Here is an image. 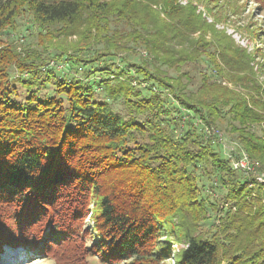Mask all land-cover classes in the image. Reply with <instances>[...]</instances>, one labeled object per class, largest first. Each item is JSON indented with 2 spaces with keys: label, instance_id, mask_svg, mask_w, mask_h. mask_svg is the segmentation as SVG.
I'll return each mask as SVG.
<instances>
[{
  "label": "trees",
  "instance_id": "obj_1",
  "mask_svg": "<svg viewBox=\"0 0 264 264\" xmlns=\"http://www.w3.org/2000/svg\"><path fill=\"white\" fill-rule=\"evenodd\" d=\"M24 14L38 42L18 53L3 33ZM255 58L192 0H0V251L53 264H264V183L205 133L227 118L264 174ZM200 63L207 73L188 91L181 68ZM135 81L151 82L147 97ZM199 167L222 192L216 204L201 196ZM209 208L219 215L203 231Z\"/></svg>",
  "mask_w": 264,
  "mask_h": 264
},
{
  "label": "rangeland",
  "instance_id": "obj_2",
  "mask_svg": "<svg viewBox=\"0 0 264 264\" xmlns=\"http://www.w3.org/2000/svg\"><path fill=\"white\" fill-rule=\"evenodd\" d=\"M189 1L190 0H178V3H180L181 5H185ZM192 4L208 23H214L215 28L217 30H223L228 36L233 39L234 43L237 46L247 50L249 53L255 54V61L258 64V66H255V70L257 69L256 71L258 79L264 82V12L259 13L256 10V6L249 0H211L210 3H197L196 0H192ZM229 9H235L234 17L230 16ZM216 19H218L217 22H215ZM3 38L8 43L12 42V45L16 46L18 53H23L22 50L28 47H36V43L38 42V29L32 17L28 14H24L17 19L16 30L14 32L5 31L3 33ZM143 56L142 57L145 59V55ZM130 58L132 60L137 59V57H133V55H131ZM109 62H115L120 67H124V69L125 67L127 68V65H123L120 62V59H114ZM52 67L53 64H50L48 66L49 69ZM60 67L61 65H59V67L57 66V70ZM205 70V65H201V63L196 65H187L181 68L182 72L188 74L185 75V78H182V81L187 85L188 91L195 92L198 89L199 84L201 82V77L203 76L202 74L207 73L205 72ZM210 71L211 70L208 66V72ZM130 72H132L131 69ZM81 73L82 71L78 70V73L76 75H82ZM169 73L171 74L169 76L176 77V75H173L175 72L169 71ZM14 84L19 94L24 97V90L20 87L18 83ZM150 84L151 82L144 83L141 85H138L136 81L133 83L134 87L138 88V90H141L143 95L146 97L149 95L146 88ZM46 91L47 90L41 92L40 96L45 95ZM96 91L100 92V88H97ZM164 97L165 96H162L161 98L163 99ZM98 99L100 101L106 100L110 104L111 109L125 119H128L130 116L133 115V113H131V111H129L122 104V101L120 99L116 102H112L111 100H107V97L105 95L99 96ZM167 101L171 104L174 103L171 97H168ZM168 108L170 109V104H168ZM136 121H143V117H137ZM227 122L228 121L226 118L221 122H218L216 124V128L207 129L208 131H206L205 129L206 135H216L218 137V142L221 143V156L225 159H231L232 166L234 168L239 165L240 162V164L242 163L244 165V167L241 169H248L250 173L255 176L258 182L264 183V174H256L253 168L256 165L255 162L250 161L246 154L242 150H240V147L236 142V134H231L228 132ZM237 152L239 154V158L235 159L233 154ZM206 169H203V167H199L196 172L197 176H200L198 184L201 190V196L208 200V204H216V201L219 200V198L222 196V192H219L217 189L213 190L209 188L211 185H213V176L210 175V179H208L205 171L210 170L209 168ZM219 203L221 204V201ZM217 215H219V212L217 214L215 211L209 208V220L203 225H201V229L203 231L209 230V227L211 228L212 225L211 223L216 222L215 219ZM11 250L17 249L9 247L1 249L0 264H53L52 261L47 260L45 258L37 257L35 253H32L30 251L18 249L17 251H15V254L14 251ZM4 258L5 261H3ZM88 264L102 263L96 258H91L89 259ZM162 264H173L172 256H170V259L166 260Z\"/></svg>",
  "mask_w": 264,
  "mask_h": 264
},
{
  "label": "built area",
  "instance_id": "obj_3",
  "mask_svg": "<svg viewBox=\"0 0 264 264\" xmlns=\"http://www.w3.org/2000/svg\"><path fill=\"white\" fill-rule=\"evenodd\" d=\"M236 167L243 168V167H244V165H243L242 163L240 164V162H239V165H237ZM236 167H235V168H236Z\"/></svg>",
  "mask_w": 264,
  "mask_h": 264
},
{
  "label": "bare ground",
  "instance_id": "obj_4",
  "mask_svg": "<svg viewBox=\"0 0 264 264\" xmlns=\"http://www.w3.org/2000/svg\"><path fill=\"white\" fill-rule=\"evenodd\" d=\"M7 257V256H6ZM12 259V258H11ZM3 261H5V258H4V260ZM13 263V262H12ZM7 264H11V263H7Z\"/></svg>",
  "mask_w": 264,
  "mask_h": 264
}]
</instances>
